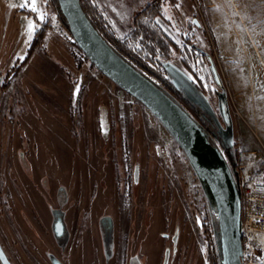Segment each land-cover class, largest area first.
Returning a JSON list of instances; mask_svg holds the SVG:
<instances>
[{
	"label": "rangeland",
	"instance_id": "374dc122",
	"mask_svg": "<svg viewBox=\"0 0 264 264\" xmlns=\"http://www.w3.org/2000/svg\"><path fill=\"white\" fill-rule=\"evenodd\" d=\"M8 1L0 0V245L12 264H220L207 186L149 110L56 26L48 0L35 29L47 26L48 46L12 77L32 38L22 41ZM156 23L169 54L145 64L148 79L187 112L173 90L203 112L204 125L188 113L246 179L264 148V0H163ZM110 29L125 40L133 26L124 36Z\"/></svg>",
	"mask_w": 264,
	"mask_h": 264
},
{
	"label": "water",
	"instance_id": "95a60500",
	"mask_svg": "<svg viewBox=\"0 0 264 264\" xmlns=\"http://www.w3.org/2000/svg\"><path fill=\"white\" fill-rule=\"evenodd\" d=\"M68 32L80 51L105 77L139 101L160 122L206 184L214 201L219 231L220 264H243L239 224L240 198L230 169L193 117L166 92L118 55L94 29L79 0H56ZM212 72L219 83L215 69ZM222 100V99H221ZM219 110L228 129L231 121L225 102ZM57 230L63 233L61 219ZM1 264H10L0 248ZM55 264H59L56 262Z\"/></svg>",
	"mask_w": 264,
	"mask_h": 264
},
{
	"label": "trees",
	"instance_id": "16d2710c",
	"mask_svg": "<svg viewBox=\"0 0 264 264\" xmlns=\"http://www.w3.org/2000/svg\"><path fill=\"white\" fill-rule=\"evenodd\" d=\"M79 2L86 17L88 18L94 29L106 41V43L141 74H143L147 78H151L150 75H148L149 73L147 72V66L145 64L150 63V61L155 64L156 62L159 63L160 61L166 59L165 55L169 54V43L167 42V37L156 25V18L161 15L163 0H154L152 3L144 7L133 16V29L129 37L125 40H119L118 38H116L114 33L111 31L106 18L97 8L93 0H79ZM48 3L50 5H53L58 19L62 22L63 27L68 32L67 25L59 10L57 1L48 0ZM46 30L47 26L42 25L33 33L32 39L26 51L27 54L23 58L21 64L11 71L12 77L20 72V68L24 64H26L32 52L41 46ZM181 61L188 69V64L183 59ZM165 83L167 87L171 88V86L166 81ZM3 86L7 87L8 83ZM159 88L164 91L162 87L159 86ZM171 90H173V88H171ZM173 92L175 93V95H177L178 99L181 100L183 105L187 108L188 112L195 116V119H199V121L202 123L201 116L203 112H199L200 110L193 104V102L184 98L178 91L173 90ZM204 118L206 119V116ZM201 129L205 133V135L208 136L207 131L209 129L206 130V128L203 129L202 127ZM209 132L214 138L217 139L212 131L209 130ZM207 139L209 140L211 145L216 148L213 142L209 138Z\"/></svg>",
	"mask_w": 264,
	"mask_h": 264
},
{
	"label": "built area",
	"instance_id": "2783aa9c",
	"mask_svg": "<svg viewBox=\"0 0 264 264\" xmlns=\"http://www.w3.org/2000/svg\"><path fill=\"white\" fill-rule=\"evenodd\" d=\"M56 26L64 28L60 20L56 21ZM262 150V156L252 154L253 170L246 179L234 176L241 206L239 233L243 264H264V148Z\"/></svg>",
	"mask_w": 264,
	"mask_h": 264
},
{
	"label": "crops",
	"instance_id": "0c3cea01",
	"mask_svg": "<svg viewBox=\"0 0 264 264\" xmlns=\"http://www.w3.org/2000/svg\"><path fill=\"white\" fill-rule=\"evenodd\" d=\"M153 1L154 0H93L97 8L106 18L109 26H111L114 32L119 36H124L131 31L133 16ZM7 5L11 14H15V17L21 22V28L23 27L22 30H24L22 33V41L27 46L26 43L32 38L37 27L36 21L39 20L38 15L39 13L42 14L46 8V0H34V3L33 0H27L26 5L25 0H9ZM24 12H28L31 15H25ZM33 16L35 19H33ZM48 36L49 35L45 36L40 48L48 46L46 43Z\"/></svg>",
	"mask_w": 264,
	"mask_h": 264
},
{
	"label": "flooded vegetation",
	"instance_id": "af4514ba",
	"mask_svg": "<svg viewBox=\"0 0 264 264\" xmlns=\"http://www.w3.org/2000/svg\"><path fill=\"white\" fill-rule=\"evenodd\" d=\"M58 218H55V220H57ZM61 221H62V219H61ZM62 230H63V236L65 235V236H67V228H66V225H64V222H63V228H62ZM0 248H1V250H2V252H3V254L5 255V257H6V259L8 260V262L10 263V264H12V262L8 259V257L6 256V254L4 253V251H3V249H2V247H1V245H0ZM0 264H1V262H0Z\"/></svg>",
	"mask_w": 264,
	"mask_h": 264
},
{
	"label": "snow or ice",
	"instance_id": "6c2138e0",
	"mask_svg": "<svg viewBox=\"0 0 264 264\" xmlns=\"http://www.w3.org/2000/svg\"><path fill=\"white\" fill-rule=\"evenodd\" d=\"M34 3V0H33ZM27 4V0H25V5ZM25 5H21V6H25ZM33 10L35 11V8L33 7Z\"/></svg>",
	"mask_w": 264,
	"mask_h": 264
},
{
	"label": "bare ground",
	"instance_id": "6f19581e",
	"mask_svg": "<svg viewBox=\"0 0 264 264\" xmlns=\"http://www.w3.org/2000/svg\"><path fill=\"white\" fill-rule=\"evenodd\" d=\"M205 184V183H204ZM206 185V184H205ZM208 190V189H207ZM208 193H209V191H208Z\"/></svg>",
	"mask_w": 264,
	"mask_h": 264
}]
</instances>
